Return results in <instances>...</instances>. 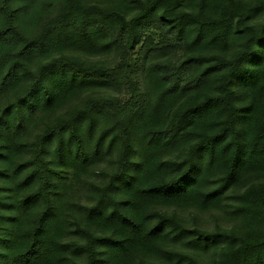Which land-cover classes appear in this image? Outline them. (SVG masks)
Returning <instances> with one entry per match:
<instances>
[{
    "label": "trees",
    "instance_id": "16d2710c",
    "mask_svg": "<svg viewBox=\"0 0 264 264\" xmlns=\"http://www.w3.org/2000/svg\"><path fill=\"white\" fill-rule=\"evenodd\" d=\"M64 2L0 0V182L4 191L0 207L7 211L0 216V264H68L75 260L69 253L84 254L87 264H136L139 254L164 256L171 244L194 248L198 231L184 228L182 232L174 227L173 216L157 212L155 217L149 210L158 205L210 207L242 177L264 172V23L258 21L264 16V0H119L111 8L84 7L76 16L66 10L68 2L61 5ZM59 6L54 15L52 10ZM154 19L170 27L192 52L186 65L171 70L172 82H164L162 92L179 91L185 67L190 66L192 73L182 88L193 93L183 102L177 118L168 121L157 108L137 115L133 125L138 127L136 134L152 123L156 133L165 131L169 140L182 136L185 143H194L183 146L200 158L181 165L164 162L159 142L133 145L130 128L124 127L119 136L125 154L117 172V182L122 185L110 191L114 208L106 212L86 208L83 218L70 216L69 221L60 203L71 189L73 176L90 158L76 136L80 129L64 120L57 122L36 136L29 159L25 157V133L76 98L86 84L117 86L121 80L129 81V101L106 107L99 104L100 110L113 115L130 116L138 93L127 77L126 65L106 69L58 55L39 74L31 71L30 62L57 50L59 35L69 31L83 39H89L94 29L116 33L113 40H126L133 51L141 28ZM161 74L157 69L150 72L157 83ZM26 80L31 83L21 94L20 86ZM239 99L244 106L237 105ZM94 106L96 101L89 99L74 121L82 124ZM67 135L78 141L75 149H71V138L67 145H59L60 155L67 149L66 166L62 177L54 181L47 171L48 144L54 138L63 141ZM34 181L38 185L31 191ZM248 196L241 198L248 200ZM242 207L247 211L244 216L254 223L264 215V202ZM72 226L78 232L90 230L97 237L87 239L86 244L72 241L65 245L64 233ZM249 232L254 234V227ZM201 238L207 242L209 237ZM226 243L223 264H264V242L235 238ZM174 257L176 264L182 262L178 252Z\"/></svg>",
    "mask_w": 264,
    "mask_h": 264
},
{
    "label": "rangeland",
    "instance_id": "374dc122",
    "mask_svg": "<svg viewBox=\"0 0 264 264\" xmlns=\"http://www.w3.org/2000/svg\"><path fill=\"white\" fill-rule=\"evenodd\" d=\"M63 1L68 2L66 8L68 13L76 16L84 7L94 5L111 8L115 7L119 0ZM66 2L61 5H65ZM60 6L56 11L52 10L54 15L60 10ZM258 21L264 23V16L259 17ZM44 26L45 24L41 25V28ZM92 32L89 39L80 38L73 31L60 34L57 50L51 54L34 58L30 62L31 71L39 74H43L52 58L58 55L75 57L87 65H96L106 69L126 65L128 67L127 77L135 85L138 93L137 99L131 105L130 116L113 115L106 109L100 110L99 104L106 107L112 103L123 105L129 101L132 98V92L128 85L129 81L121 80L117 86L108 83L86 84L85 89L76 98L58 108L51 116L48 115L41 119L36 126L25 133L28 141L25 157L29 159L33 149H35V139L39 133H43L61 120L79 127L80 130L76 136H79L85 145L90 158L88 163L73 176L70 184L71 189L60 203V208L69 221H71L70 216L79 215L83 218L86 214V208L94 209L97 207L104 212L114 208V201L112 198L110 199V191L111 189L115 190V185H122L117 182V172L120 160L125 154L122 139L119 136V132L123 131L124 127L130 128L133 145H146L153 140H155V144L159 142L157 145H162L159 155L164 162H175L181 165L185 160L193 161L200 158L194 150H190L189 146H183L194 145V143H185L182 136L176 141L169 140L165 131L156 133L158 129L151 127L152 123L145 131L140 130V133L136 134L138 127L133 125L137 115L154 111L157 108H159L161 117L168 118V121L177 118L176 113L183 102L193 93L191 90H183L182 88L192 73L190 66L189 68L185 67L186 75L181 82L179 91L171 94H164L162 91L165 87L164 82L166 85H170L172 82L171 70L188 63L187 58L192 54L189 48L178 41L170 27L157 19L141 28L139 44L133 51L129 50L126 40H113L116 33L109 34L100 32L98 29H94ZM153 69L163 73L158 78L159 83L150 76ZM30 83L31 81H24L20 86V92L17 91V93L23 94ZM2 85L3 79H0V88ZM236 89L238 91V87ZM5 95L7 98L11 97L8 92ZM89 99H94L96 106H94L92 113L84 116L83 123L79 124L74 119L81 115L80 112L86 108ZM236 103L240 107L244 106L240 99ZM69 138H71L70 135L65 136L63 141L54 138L48 144L47 164L49 166L47 171L51 173L54 181H58L62 177L63 169L66 166L64 154H66L67 149L64 147L63 154L60 155L58 147L60 144L67 145ZM157 138L160 140L156 141ZM77 141V139L71 138V144L73 143L71 149H75ZM37 185L38 182L35 183L34 181L31 191ZM25 192L30 191L26 189ZM244 194L249 195L248 200H242L241 197ZM3 195V183L0 182V198ZM256 201L264 202V172H255L242 177L235 187L222 194L219 201L210 207L199 205L179 207L158 205L152 207L149 212L155 217L157 212L173 216L174 227L180 231L184 232V228L192 232L198 231V235L194 234L195 237L198 236V241L195 245L196 248H189L181 243L171 244L164 256L139 254L135 259L136 264H176L175 251L182 256V262L177 264H223L222 255L227 246V239L245 238L250 242H264V215L258 216L254 223L253 220L244 216L247 211L246 207H242L249 202ZM5 212L7 211L0 207V216L5 215ZM250 227H254V234L249 232ZM92 234L90 230L78 232L72 226L65 231L62 242L65 245H70L72 241L86 244L87 239L97 237L92 236ZM206 236L209 237L207 242L201 238H206ZM237 253H234L236 257ZM78 255L69 253L68 256L75 260L68 264H87L84 254Z\"/></svg>",
    "mask_w": 264,
    "mask_h": 264
}]
</instances>
